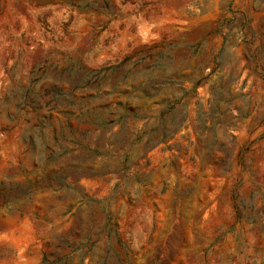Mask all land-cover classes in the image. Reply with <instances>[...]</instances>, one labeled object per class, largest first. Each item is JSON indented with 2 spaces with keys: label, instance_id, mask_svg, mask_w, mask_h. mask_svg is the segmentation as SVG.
<instances>
[{
  "label": "rangeland",
  "instance_id": "1",
  "mask_svg": "<svg viewBox=\"0 0 264 264\" xmlns=\"http://www.w3.org/2000/svg\"><path fill=\"white\" fill-rule=\"evenodd\" d=\"M107 212L132 264H264V0H0V264H119Z\"/></svg>",
  "mask_w": 264,
  "mask_h": 264
},
{
  "label": "trees",
  "instance_id": "2",
  "mask_svg": "<svg viewBox=\"0 0 264 264\" xmlns=\"http://www.w3.org/2000/svg\"><path fill=\"white\" fill-rule=\"evenodd\" d=\"M179 103L180 100L176 99L172 103L162 108L158 115L155 116V122L151 126L135 134L134 138L129 143V147L143 141L144 139H146V144H152L156 140L158 143H164L165 140L171 136L181 124V120L174 122L173 117L169 120L166 119L167 113H172V110L175 109ZM128 117L129 115L127 114H120L118 119L119 123L124 124ZM131 118H139V116L132 115ZM122 163L123 168L126 169L129 164L128 154L124 156ZM104 229L108 237L116 239L120 249L122 250V257L118 256L119 264H132L133 252L126 245V243L121 240L120 234L118 233V228L114 225L112 214L109 212L106 213ZM108 243V248L111 250V241Z\"/></svg>",
  "mask_w": 264,
  "mask_h": 264
}]
</instances>
